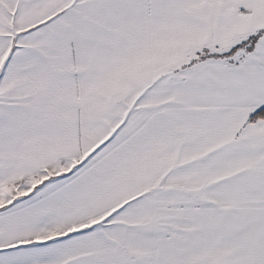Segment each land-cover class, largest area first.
Here are the masks:
<instances>
[{"label":"snow or ice","instance_id":"6c2138e0","mask_svg":"<svg viewBox=\"0 0 264 264\" xmlns=\"http://www.w3.org/2000/svg\"><path fill=\"white\" fill-rule=\"evenodd\" d=\"M0 264H264V0H0Z\"/></svg>","mask_w":264,"mask_h":264}]
</instances>
